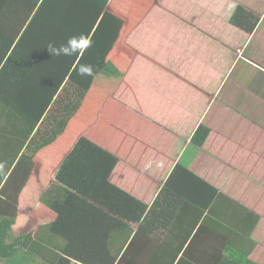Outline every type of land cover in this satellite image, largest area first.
I'll list each match as a JSON object with an SVG mask.
<instances>
[{"label":"trees","instance_id":"16d2710c","mask_svg":"<svg viewBox=\"0 0 264 264\" xmlns=\"http://www.w3.org/2000/svg\"><path fill=\"white\" fill-rule=\"evenodd\" d=\"M53 1L0 0V264H256L257 216L181 164L147 207L110 182L119 159L85 137L40 194L55 222L14 230L36 158L63 136L92 87L96 74L83 81L79 66L97 56L101 71L124 26L106 11L111 0H67L66 22L41 29L31 14ZM107 20L115 28L107 49L81 57L49 51L82 30L102 33ZM259 20L238 6L230 22L252 34ZM208 136L200 128L191 144L201 149Z\"/></svg>","mask_w":264,"mask_h":264},{"label":"crops","instance_id":"0c3cea01","mask_svg":"<svg viewBox=\"0 0 264 264\" xmlns=\"http://www.w3.org/2000/svg\"><path fill=\"white\" fill-rule=\"evenodd\" d=\"M66 2L54 0L30 18L38 17L41 29L54 28L66 22ZM60 3L61 12L54 6ZM238 6L260 18L254 33L231 25ZM106 11L124 20L118 41L101 71L97 56L89 58L92 87L41 158L55 169L85 137L119 159L110 182L147 207L181 164L258 217L250 259L264 264V0H111ZM106 22L102 33L96 26L81 29L77 36H87L92 46L79 57L109 47L115 28ZM119 80L122 91L111 85ZM200 128L209 136L198 149L191 140ZM44 187L14 230L55 222L56 215L39 204Z\"/></svg>","mask_w":264,"mask_h":264},{"label":"rangeland","instance_id":"374dc122","mask_svg":"<svg viewBox=\"0 0 264 264\" xmlns=\"http://www.w3.org/2000/svg\"><path fill=\"white\" fill-rule=\"evenodd\" d=\"M125 72L126 69L124 68ZM125 73L121 74L124 75ZM118 81V79H117ZM120 82H116L115 84H111L113 85V88L115 90H121L122 89L119 87V85H121V83H123L122 80H119ZM99 86H101V84H99ZM105 87V85H102L100 89V91H103V88ZM105 92V91H104ZM87 111H83L84 113H87L89 115L88 112H91V108L89 106H85ZM82 112V113H83ZM94 118H96L97 116H93ZM81 125V123H80ZM55 163H56V159H55ZM54 166L55 165H51L49 163L48 158L46 159H42V158H37L36 160V168L34 171V175L31 178V182L32 185L31 187L27 190V192L24 195V198L22 200V204H21V208L19 211V218L17 221V226L16 228H19L21 223H25L24 221H26L27 216H26V212L32 210L33 206L36 204V200L38 198V195L40 193V189L41 187H44L46 185V183L51 179V177H53V172H54ZM21 212V213H20Z\"/></svg>","mask_w":264,"mask_h":264},{"label":"clouds","instance_id":"9594fccd","mask_svg":"<svg viewBox=\"0 0 264 264\" xmlns=\"http://www.w3.org/2000/svg\"><path fill=\"white\" fill-rule=\"evenodd\" d=\"M91 46V39L81 34L79 36L70 37L65 44L60 45L58 48L51 44L48 47L49 51L53 55L73 56L82 53ZM78 74L81 76H92L94 74L93 66L80 65L78 69Z\"/></svg>","mask_w":264,"mask_h":264}]
</instances>
